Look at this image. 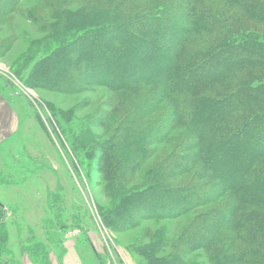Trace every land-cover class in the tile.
I'll list each match as a JSON object with an SVG mask.
<instances>
[{"label":"trees","instance_id":"obj_1","mask_svg":"<svg viewBox=\"0 0 264 264\" xmlns=\"http://www.w3.org/2000/svg\"><path fill=\"white\" fill-rule=\"evenodd\" d=\"M18 1L0 0V13L19 14ZM40 1L24 8V14L45 33L38 43L44 56L34 61L26 53L15 71L30 87L43 88L30 79L39 76L59 82V87L46 86L51 91L74 94L104 86L118 93V101L97 122L105 133L112 130V141L96 150L107 190L115 195L117 219L123 218L125 203L131 211L164 218L167 212L176 216L182 208L190 210L199 200L205 204L206 190L218 196L231 193L230 201L194 218L177 252H166L169 239L160 229L144 245L147 264H264V0H89L76 12L64 0ZM75 50L84 52L76 55ZM56 64H62L59 77L64 78L51 81ZM19 66L30 68L23 73ZM67 66L72 71L64 75ZM88 123L76 115L64 124L62 131L77 149H95L96 135ZM177 126L186 130L178 148L195 151L184 156L171 152L149 175L154 176L149 190L174 200L155 201L144 194L148 190L126 187L123 177L150 155L148 145L169 137ZM193 167L199 175L213 173L215 181L191 188L165 182ZM190 189L199 200H182ZM6 213L0 202V257L9 255ZM133 213L123 220H133ZM199 249L207 252L209 263L199 258ZM21 250L35 264H50L42 242L21 245Z\"/></svg>","mask_w":264,"mask_h":264},{"label":"rangeland","instance_id":"obj_2","mask_svg":"<svg viewBox=\"0 0 264 264\" xmlns=\"http://www.w3.org/2000/svg\"><path fill=\"white\" fill-rule=\"evenodd\" d=\"M64 1L67 3L66 8L76 12L89 0ZM40 2L19 0V14L0 13V93H8L24 106L19 109L21 119L17 136L8 145L0 147V202L7 210L6 247L9 253L0 257V264H35L21 250V245L32 246L39 242L45 244L50 264H147V257L143 255L144 245L151 243L160 229L169 239L167 243L171 249L166 248V252H177L180 249L178 244L185 237L194 218H200L204 213L218 209L230 201L231 193L218 196L217 193L213 195L211 190H206L204 195L209 196L206 199L209 201H204L206 203L202 205L203 202L200 203L198 199L200 197H194L197 192L185 190L182 200L199 201L186 212L183 208L182 213L176 216H168L167 212L164 218H154L147 214V210L131 211L130 203H125L120 210L121 215L124 214L123 218L133 212L135 217L133 220L121 218L119 221L113 213L115 195L107 190V181L99 171L101 153L96 151L107 147L112 141L109 139L112 130L105 133V129L98 126L97 122L102 113L118 101V93L104 86L86 87L74 94L51 91L46 86L57 87L59 82L55 84L54 79L58 81L59 78H64L59 77L62 64H56L52 68V79L48 77L54 83L46 82L39 76L30 78L33 85L43 88L26 85L21 75L15 71L21 56L26 53L32 54L34 61L44 56L43 45L38 43L45 33H39L36 30L37 24L31 23L24 14V8L39 5ZM161 36L166 38L169 35L163 33ZM93 37L95 38V33ZM167 43L171 44L172 40ZM83 52L75 50L72 53L78 55ZM29 68H23L22 72ZM84 69L89 73V66ZM70 71V66H67L64 68V75ZM145 90L150 89L145 87ZM112 94L113 97L109 98ZM160 108L164 110L162 105ZM76 115L82 120H90L89 128L96 135L95 149L91 146L77 149L70 134L62 131L64 124L69 122L71 116ZM154 119L150 114L149 120ZM185 136L186 130L177 126L169 137L150 143L148 148L153 149L150 155L123 177L124 185L133 189L136 187L139 191L148 190L144 194L155 201L174 200L175 196L166 192L152 193L149 187L154 183V176L149 175L171 152H179L184 156L195 151L192 147L187 150L188 153L178 148L180 144H184ZM195 164L199 167V160ZM198 167H193L186 173L181 171L183 173L180 176L165 179V182L175 187L191 188V184L215 181L211 179L215 176L211 172L199 175ZM48 193L52 195L51 202H55L52 210L48 208ZM53 195L58 196V199ZM152 204L155 205L156 202L153 201ZM55 211L60 212L59 218ZM229 231L231 232L230 229ZM163 249L164 247L161 251ZM161 251L158 249L157 253ZM200 257L209 263L205 250L199 249ZM184 261L187 264L186 260H182V263Z\"/></svg>","mask_w":264,"mask_h":264},{"label":"crops","instance_id":"obj_3","mask_svg":"<svg viewBox=\"0 0 264 264\" xmlns=\"http://www.w3.org/2000/svg\"><path fill=\"white\" fill-rule=\"evenodd\" d=\"M21 102L8 93H0V147L15 139L19 128Z\"/></svg>","mask_w":264,"mask_h":264}]
</instances>
